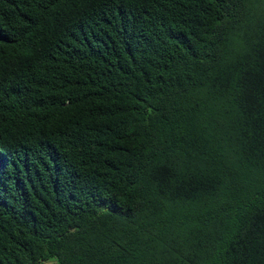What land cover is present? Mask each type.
<instances>
[{
	"label": "trees",
	"instance_id": "trees-1",
	"mask_svg": "<svg viewBox=\"0 0 264 264\" xmlns=\"http://www.w3.org/2000/svg\"><path fill=\"white\" fill-rule=\"evenodd\" d=\"M0 264H264V0H0Z\"/></svg>",
	"mask_w": 264,
	"mask_h": 264
}]
</instances>
